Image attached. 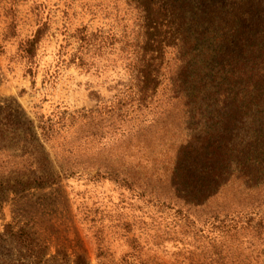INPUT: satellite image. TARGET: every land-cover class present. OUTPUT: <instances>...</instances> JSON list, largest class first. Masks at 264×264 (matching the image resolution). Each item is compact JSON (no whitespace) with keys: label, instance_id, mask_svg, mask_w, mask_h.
Returning <instances> with one entry per match:
<instances>
[{"label":"trees","instance_id":"1","mask_svg":"<svg viewBox=\"0 0 264 264\" xmlns=\"http://www.w3.org/2000/svg\"><path fill=\"white\" fill-rule=\"evenodd\" d=\"M127 1L141 18L134 79L102 106L104 111L96 108L89 115L105 116L102 119L114 126L116 121L125 122L129 106L149 107L165 120L178 108L183 133L165 125L157 133L165 151L154 155L149 165L136 159L137 168L125 169L129 156L118 155L123 168L105 160L96 163L95 176L143 191L159 205L175 209L188 232L208 238L207 245L190 249L176 264H264V0ZM191 18L197 24H217L197 33L206 35L213 46L205 56L197 55L193 73L188 69L193 57L184 33L185 28L192 29ZM41 36L38 30L20 45L29 59ZM225 36H231L229 44L220 46ZM170 51L175 53L172 67L166 58ZM164 78L168 108L156 102ZM47 132L15 99L9 103L0 99V210L4 192L42 188L81 174L75 162L81 156H70L68 150L52 154L46 144L55 133ZM134 242L121 264H164L142 254ZM0 264L90 261L83 254L73 259L50 254L34 232L6 224L0 233Z\"/></svg>","mask_w":264,"mask_h":264},{"label":"rangeland","instance_id":"2","mask_svg":"<svg viewBox=\"0 0 264 264\" xmlns=\"http://www.w3.org/2000/svg\"><path fill=\"white\" fill-rule=\"evenodd\" d=\"M191 20L195 32L185 28L184 33L193 73L197 55L205 56L213 46L197 33L213 23ZM140 22L139 11L127 0H0L1 101L15 99L35 125L55 133L46 144L52 154L68 150L70 156H81L75 161L81 174L42 188L4 192L0 233L6 224L24 226L50 254L72 259L83 254L90 264H121L135 239L142 254L164 264H176L190 249L208 244L205 235L183 227L175 209L159 205L135 187L95 176L96 163L105 160L123 168L118 155L129 156L125 169L137 168L136 159L149 165L154 155L165 151L157 134L165 125L183 133L178 108L165 120L149 107L129 106L125 122L114 126L102 119L105 116L89 115L90 110H103L133 82ZM222 29L230 32L226 26ZM38 30L42 36L29 59L20 45ZM230 38L225 36L220 46L228 45ZM174 54L166 55L170 67ZM185 79L191 83L188 74ZM167 86L164 78L156 97L162 108H168Z\"/></svg>","mask_w":264,"mask_h":264}]
</instances>
